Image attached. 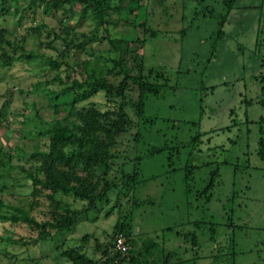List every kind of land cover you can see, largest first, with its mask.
<instances>
[{
    "label": "rangeland",
    "instance_id": "rangeland-1",
    "mask_svg": "<svg viewBox=\"0 0 264 264\" xmlns=\"http://www.w3.org/2000/svg\"><path fill=\"white\" fill-rule=\"evenodd\" d=\"M31 4L38 7L35 22L30 21ZM0 9V27L21 45L26 36V48L38 56L7 67L0 62L3 213L23 206L41 220L58 209L43 195H28L31 189L20 170L34 168L29 154L40 142L32 132L44 126L43 120L72 126L97 108L101 138L113 124L121 130L107 146L109 168L97 166L92 172L102 178L107 172L108 180L120 182L137 170L136 184L110 191L96 209L58 195L83 211L58 241L24 246L22 239L37 234L24 223L0 220V233L18 241L0 240V251L8 247L29 258L23 264H72L61 256L69 249L103 261L117 253L115 231L129 216L133 247L156 240L173 254L174 264H264V161L259 156L264 107L258 102L264 0H0ZM22 14L25 24L19 27ZM31 24L39 27L38 34L25 33ZM65 38L75 42L69 45ZM43 55L70 67L63 63L59 71H49L41 63ZM96 69L116 91L76 100L73 80ZM190 164L201 168L188 194ZM217 167L211 201L198 197ZM177 232L195 233L196 244ZM14 259L0 253V264H18Z\"/></svg>",
    "mask_w": 264,
    "mask_h": 264
},
{
    "label": "trees",
    "instance_id": "trees-1",
    "mask_svg": "<svg viewBox=\"0 0 264 264\" xmlns=\"http://www.w3.org/2000/svg\"><path fill=\"white\" fill-rule=\"evenodd\" d=\"M5 4L6 3L2 5ZM49 5L48 3V6ZM29 6L33 7L34 10V16L30 21L35 22V15L38 7L34 4ZM53 6H56V4ZM19 11V8H15V13ZM3 17V12L0 9V19ZM24 22L25 16L22 14L19 16L16 23L21 27L25 24ZM39 31V27L34 24H31L25 29L27 35H36ZM222 33L223 31L219 32V37H221ZM8 34L9 31L7 29L0 27V62L2 66H10L16 60L25 59L32 62L38 58L33 51L26 48V36H24L23 39L24 44L21 45L9 38ZM64 41L66 42L67 38H65ZM67 42L71 45L75 40ZM10 48L13 49V51H10ZM41 57V63L46 65L47 67L45 68L49 71H59L63 63H66L44 55ZM66 65L70 67L68 62ZM57 79L62 80L60 76L57 77ZM260 81L261 96L258 102L264 107V75L260 77ZM123 85L124 83L122 86ZM70 88L74 90V97L76 100L90 99L94 95H98L101 90L110 94L116 91L114 86L98 77V69L90 71L89 75L85 78H75ZM98 113L99 111L97 108H92L88 111V114L80 115L81 123H75L72 126L64 125L60 121L53 123L41 119L44 121V126L32 132V135L36 136V139L40 142L39 147L35 149L32 154H29L34 168H20L24 175V180L27 181L31 189L28 195L31 197L37 196L38 194L43 195L49 199L51 208L56 205L58 209L50 212V217L48 219L39 220L36 216L32 215L30 209L24 208L23 206L14 208L17 213L5 214L3 213L4 203L0 201V220L2 222H10L12 225L24 223L37 234L28 239H22L20 243L24 246L31 247L41 243L58 241L63 234L70 232L77 225L78 218L83 211L74 208L72 205L62 203L59 201L58 195L73 196L80 201L86 202L87 210H92L98 207V203L103 201L110 191L118 190L121 187H130L133 183H137L136 169L130 173L124 174L120 182L108 180L107 172L103 174V178L102 176L98 177L97 174L92 172L97 166L109 168L108 158L110 157V153L107 146L110 145L111 136H113L116 131L121 130L120 124H113L116 130H107V137L101 138L98 133L103 129V126L98 122ZM261 121L264 122V117H262ZM158 152H161V150L158 149ZM259 156L261 160L264 161L263 137H261L260 140ZM0 162H2L1 158ZM4 166L10 169L15 168L10 162H5ZM200 168V166L195 164H190L186 167L185 183L187 184L186 191L188 194L192 193L190 180L194 176L195 171ZM219 172L220 169L217 167L216 170L211 173L210 182L198 192V197L207 198V201H211V190L217 182ZM98 178L105 183V186H100L101 182ZM32 205L34 206V204ZM124 219V221L119 222L116 228L115 232L117 235L115 238L119 234H123L127 238L131 247L127 253L123 254L117 252L113 256H108L107 259L103 261L89 258L86 254L76 249L62 251L61 256L68 258L72 264H110L111 262H128V264H174V262H172L173 254L167 251L166 248L161 246L156 240L144 242L143 246L140 248L133 247L135 242L131 237L133 230L130 222L131 218L125 216ZM216 226V224H212L210 227V231L214 236L216 235ZM168 230L173 231L172 228ZM7 232L11 233V229L7 230ZM177 235L182 236L181 232H177ZM188 238H191L192 243L195 245L198 237L192 232L182 236L184 241ZM0 240L11 244H18V241L14 240L12 235L4 236L0 233ZM230 248L231 250H235L234 237L231 238ZM0 253L15 258L14 260L18 262V264L28 262L29 259H26L21 254H15L8 247L1 250ZM219 257H221V255L217 256L216 259L218 260ZM194 264H197V262L195 261Z\"/></svg>",
    "mask_w": 264,
    "mask_h": 264
},
{
    "label": "built area",
    "instance_id": "built-area-1",
    "mask_svg": "<svg viewBox=\"0 0 264 264\" xmlns=\"http://www.w3.org/2000/svg\"><path fill=\"white\" fill-rule=\"evenodd\" d=\"M127 238L123 234H119L114 241V251L119 253H127L130 249Z\"/></svg>",
    "mask_w": 264,
    "mask_h": 264
}]
</instances>
